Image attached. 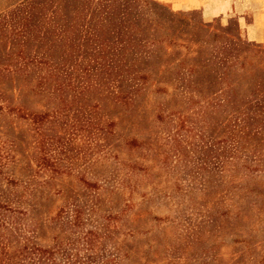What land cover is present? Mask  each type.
I'll list each match as a JSON object with an SVG mask.
<instances>
[{"label": "rangeland", "instance_id": "rangeland-1", "mask_svg": "<svg viewBox=\"0 0 264 264\" xmlns=\"http://www.w3.org/2000/svg\"><path fill=\"white\" fill-rule=\"evenodd\" d=\"M213 31L245 69L188 77ZM0 243L12 264H264V0H0Z\"/></svg>", "mask_w": 264, "mask_h": 264}, {"label": "trees", "instance_id": "trees-1", "mask_svg": "<svg viewBox=\"0 0 264 264\" xmlns=\"http://www.w3.org/2000/svg\"><path fill=\"white\" fill-rule=\"evenodd\" d=\"M104 8H106V5L103 6V8L101 9L100 12L102 14L107 15L110 9L108 8V10L105 11ZM120 21H122V18L120 19ZM210 33H211L209 35L210 42H208V43L204 42V43H202V45H200V47H205L206 50L213 52L215 54L213 57V60L217 64L220 63L221 68H218L215 63L213 65L209 66V64H206L205 62H199L197 64V66L195 64H191L186 68L187 70L186 69L185 70L188 71L187 72L188 77H193V76H196L197 74L205 75V76L209 75L211 72V69L215 68L218 70V75L216 76V79L220 80L222 82V81H224V79L226 78L228 73L231 71L232 65H236L237 67L245 69V67H246L245 62L249 58L247 56L240 55V53L238 51H235V50L226 51L229 46L240 45V42L238 40H232V39H229L228 37L225 38V37H223V35L220 34V32H217V31H213ZM167 40H168V43L166 45V48H175V47L180 46L184 49V55H183V58L180 60V63L181 62L185 63L186 57H188V55H190V53L192 51H189V49L187 48L186 45L180 44L178 46V43L173 42L171 39H167ZM220 40L224 41V42H222L223 43L222 46L221 47L219 46L217 49H213L215 46L214 42H217ZM210 47H212V49ZM206 50H204V51H206ZM260 52H262V51L254 52V54H257ZM230 60H233L234 63L232 64V62H230ZM141 77H142L141 75H133L132 78L136 79L138 81V80H140ZM7 246H8L7 243H0V264H12L10 262L9 257L7 256V250H6ZM34 253H36V250L29 249L28 247L23 246L19 250V255L21 256V257H19V259H24V258L28 257V255L34 254ZM29 259H30V257H29ZM37 261H39V258H37ZM13 264H18V263H13Z\"/></svg>", "mask_w": 264, "mask_h": 264}, {"label": "crops", "instance_id": "crops-1", "mask_svg": "<svg viewBox=\"0 0 264 264\" xmlns=\"http://www.w3.org/2000/svg\"><path fill=\"white\" fill-rule=\"evenodd\" d=\"M209 26H211L212 24H208ZM254 45V44H253ZM256 46V45H255Z\"/></svg>", "mask_w": 264, "mask_h": 264}]
</instances>
